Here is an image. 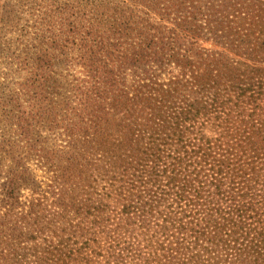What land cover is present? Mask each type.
Listing matches in <instances>:
<instances>
[{
	"label": "trees",
	"instance_id": "trees-1",
	"mask_svg": "<svg viewBox=\"0 0 264 264\" xmlns=\"http://www.w3.org/2000/svg\"><path fill=\"white\" fill-rule=\"evenodd\" d=\"M2 1L37 28L2 189L9 215L29 211L0 223V264H30L17 250L39 235L59 242L37 264H103L104 248L106 264H264V0ZM224 98L227 141L187 144ZM46 129L67 146L46 151ZM25 147L59 174L54 217L20 200ZM88 224L107 246L70 250Z\"/></svg>",
	"mask_w": 264,
	"mask_h": 264
},
{
	"label": "rangeland",
	"instance_id": "rangeland-1",
	"mask_svg": "<svg viewBox=\"0 0 264 264\" xmlns=\"http://www.w3.org/2000/svg\"><path fill=\"white\" fill-rule=\"evenodd\" d=\"M4 0L2 1V4ZM14 2L7 3L4 10L0 12V223L3 221H9L14 223V220H18L21 217V214L27 213L29 209H24L22 205H18L12 214L9 215L6 210L7 204L4 201V196L2 195L3 183L5 181L6 175L10 166L13 164L9 156L8 148L12 147L14 149L23 148L24 143L20 141L17 137V132L14 124L16 123V112L14 110V105L11 102V97L19 86L20 82L23 80V70L24 67L23 61L26 60L27 51L31 50V47L34 45L32 38L35 36L36 32V23L31 21V16L26 13H23L21 10H18L14 6ZM205 100L212 102V99L206 98ZM226 103V106H223L222 102ZM220 107L217 111H214L212 114V120L208 121L207 117L200 116L198 122L195 124V127H189L190 124H186V127L190 130H194V134L184 135V141H192L199 143L200 140L196 138H206L211 141L221 140L227 141L226 136H228L229 126L234 128L237 127L235 124H226V113H230L233 109V114H237V110L234 108V103L229 102L228 98H224L222 101L217 103ZM261 107L264 108V100L259 103ZM260 113V112H258ZM253 106H249L247 110V115H253ZM264 120V117L262 118ZM234 125V127H233ZM258 125V124H256ZM39 131V130H38ZM42 133V138L45 143L41 144L46 151L55 152L60 148H64L68 144L67 138L62 134H65L64 130L60 131H48L44 130ZM219 141V142H221ZM190 144V142H186ZM16 156H21L24 159L25 167L28 169L34 180V189L28 188L24 189L21 194V202L25 203L26 206L34 203L35 205L40 206V202L46 207V215H51L54 217L56 213V200L58 199L59 194V174L55 167H50L46 164V160L42 159L41 155L35 151H29L24 148V150L16 151ZM100 191H98L99 194ZM40 208V207H38ZM37 208V211L40 209ZM87 223V222H86ZM70 225V224H69ZM71 226V225H70ZM92 225L88 224V232H91L93 236L82 235V231H73L69 234L70 238H67L68 241L71 240L70 250H75L79 248L82 249L85 247V244L90 241L91 249L90 253H93L92 250L99 251L101 246H107L106 235L91 231ZM77 233V234H76ZM42 236L39 235L36 238L41 242L37 246V250L33 249L34 243L32 241L25 242L17 250V257L20 258V261L27 260L30 264H37V262L42 257V254L45 252V248L56 247L58 246V240H50L54 244L48 243L47 245L42 243L43 239H40ZM85 237V238H84ZM104 256L101 258L103 264H106L107 253L106 248L103 249ZM88 251V248L87 250ZM6 254L15 253L6 251ZM16 257V255H14ZM70 261V259H68Z\"/></svg>",
	"mask_w": 264,
	"mask_h": 264
}]
</instances>
